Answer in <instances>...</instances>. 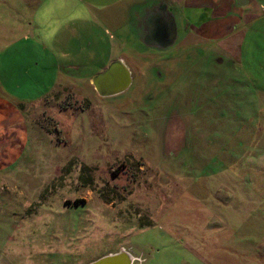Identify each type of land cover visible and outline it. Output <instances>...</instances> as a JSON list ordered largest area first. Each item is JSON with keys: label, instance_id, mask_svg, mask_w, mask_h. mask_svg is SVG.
<instances>
[{"label": "rangeland", "instance_id": "obj_1", "mask_svg": "<svg viewBox=\"0 0 264 264\" xmlns=\"http://www.w3.org/2000/svg\"><path fill=\"white\" fill-rule=\"evenodd\" d=\"M261 18L238 62H217L209 42L150 62L127 49L124 92L101 97L72 77L22 105L27 144L0 174V264H88L121 250L131 264H264ZM13 50L4 87L37 96L48 78L25 71L37 51Z\"/></svg>", "mask_w": 264, "mask_h": 264}, {"label": "crops", "instance_id": "obj_2", "mask_svg": "<svg viewBox=\"0 0 264 264\" xmlns=\"http://www.w3.org/2000/svg\"><path fill=\"white\" fill-rule=\"evenodd\" d=\"M262 16L261 0H0V174L18 162L27 144L21 106L39 101L56 84L72 77L91 83L115 59L131 76L134 59L123 55L127 49L150 62L161 49H179L183 42H209L218 49L217 62H238L246 28ZM17 46L37 51L25 69L33 71L35 84L48 78V88L37 96L19 97L1 81L6 65L16 60Z\"/></svg>", "mask_w": 264, "mask_h": 264}, {"label": "water", "instance_id": "obj_3", "mask_svg": "<svg viewBox=\"0 0 264 264\" xmlns=\"http://www.w3.org/2000/svg\"><path fill=\"white\" fill-rule=\"evenodd\" d=\"M131 76L127 67L118 59L109 63L101 72L91 78V83L99 96H111L126 90ZM132 257L126 251L104 255L88 264H131Z\"/></svg>", "mask_w": 264, "mask_h": 264}]
</instances>
